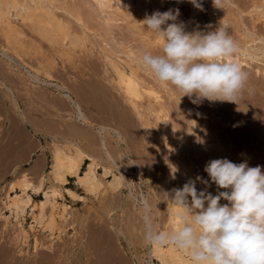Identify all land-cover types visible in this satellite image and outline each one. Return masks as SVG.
<instances>
[{
    "label": "rangeland",
    "instance_id": "obj_1",
    "mask_svg": "<svg viewBox=\"0 0 264 264\" xmlns=\"http://www.w3.org/2000/svg\"><path fill=\"white\" fill-rule=\"evenodd\" d=\"M67 2L70 3V5H72V4L78 5L80 10L83 9L81 11L83 14H85L86 11H88L89 9L94 10V12H92L94 14L93 20H95V19L96 20L95 21L92 20L93 22H90V29H86L87 32H89V33H87V35L88 36L90 35L89 40H87V42H86L87 43L86 47H77L75 51L71 50L72 57L70 60H68L67 58H68L69 54L68 55L64 54L62 56H59V54H57L56 49L59 48L58 45H51L48 41H44V40H43V42H39L38 39L33 35L32 41L30 44V49H29L30 55L28 56V60H29L28 62L33 63V64H31L32 67L28 66L27 68L33 73V72H35L34 67L38 66L40 61H43V62L45 61L44 62L45 66L48 68V70L51 74L53 73L52 74L53 76L50 78V80L54 83H59L61 85H64L66 88L70 87L74 96L78 97L81 101H83L82 102L83 103L82 108L89 115L90 123L84 124V123L79 122V120H77L75 118H72V117L70 118V116L68 115L69 114L68 109L70 107L66 106L67 104L64 106L68 107V108H66V109H65V107L63 108L66 111L65 112L62 108L57 109L56 107L51 106V104L48 102V100H49L48 98H51L53 100L57 99L56 101H59L60 98L67 99L64 96V94L66 92H68L67 90H65L64 93H62L56 86H47L43 83L37 84V82L35 83V82H32L31 80H27V81H25L26 83H24L23 85H21L22 83H20V85L18 84L19 87L21 86L19 88L20 93H18L17 90H15L13 87H10V85L5 84V87H9L11 90H13L14 97H16V100L18 101V107L13 108V106L10 103L11 101L8 100L9 102H7V104H5V105L2 102V100H3L2 91L4 90V85H2L3 86L2 87L0 84V91H1L0 92V99H1L0 100V104H1L0 108H2L1 107L2 104L5 107V108H2L3 112L5 114L2 115L1 114L2 112H0V121H1L0 122V131H1V133H0V144H1L0 145V197L2 195H4L3 190H2V186H4L6 181L11 179L15 175H19L20 173H23L24 171L30 172L29 174L31 175V177L35 174L32 177V179L35 181L40 177L41 174H43V173L46 174L49 172L50 164H51L50 161H51V147H52V143H51L52 138H51L50 132L54 131V132H56V134H60V136L58 135L59 141L63 142L64 139L66 138V136H68V137L70 136L68 133L69 132L68 126L70 123H72V124H70L71 126L76 127V131H77L78 135H80V137H77V141L79 142V145H81L85 151L89 150L88 151L89 153H91L93 155L97 154L96 156H98L99 153H101V156L100 155L98 156L100 158L99 162L101 163V165H104L107 163L106 165L108 166L111 164V161L108 158L107 153L105 152L108 149L107 151H109L110 154H112V157L114 159L115 164L116 165L119 164L120 166H122L124 168V170L126 169L125 173H124L125 177L123 175L124 185H122L118 189H112V188L108 187L109 186L108 182L111 181V179L113 178V175L109 174V175L104 176L102 174V171H103L102 166H100L98 169V172H99L98 176H99L100 181L102 182V185L98 189L97 193L90 194L87 191L84 192L85 190L82 188H79L74 183L73 178H70V182L66 184V187L74 189L80 196H82V199L80 197L79 198L78 197L72 198L68 194H65V196H61V198L60 197L57 198V201H58L57 205L58 206L56 209L58 211V214H57L56 223H57V225L60 224L59 226L62 225V227H59V226L57 227V225H56L55 226L56 228L54 230L55 231L58 230L57 232H58V234L60 233V235L58 236L57 232L54 231V235H50L47 237L46 236L47 232L43 234L37 229L36 234L28 233V237L26 238L25 241H24V239L23 240L21 239V230L19 227L20 224L17 223L16 219L13 217V215L10 214V212H8V210L1 207L2 203L0 202L1 203L0 204V210L2 212V214H1L2 216H0V264H36V263L37 264H41V263L42 264H53L54 262H55V264H57V263L58 264L59 263L60 264H66V261H67V264H71L72 261H73V264H103V262H104V264H106V262L108 261L107 259H109V258L112 259V257L114 258V256L116 254H117L116 256H118L120 254L119 256L124 261L123 262L124 264H127L130 261H132L130 263H133V264L134 263L135 264H137V263L138 264H158V261L156 259L150 257V254H149V246L150 245L146 242L144 237H146V234L149 232V230H151L149 228V225L151 226V228L154 227L155 232H160L161 230H159V229L163 228V230H164L165 227L168 226V214H169V209H170L169 206H170V204H172V202L167 200L165 193L170 192L175 187V185L177 183V178H176V175L174 173L175 172L174 171L175 166H176V169L181 171V169L178 167V164L180 162H182V163L185 162L184 163L185 171L189 174L188 175L189 178L188 177L184 178L185 176L181 177L182 179L185 180L184 181L185 183L189 179H195L197 176L203 177L205 180H208L207 173L204 172V167L207 164V162L209 160H211L212 157L210 155L215 152V151H212V150H209L206 148L208 146V143L204 144V143H206L204 141L209 140L207 137L208 129L211 130V128H212V129L217 130L218 136L222 140V149H221L222 151L220 150L219 152H217V154L221 158H227L234 163L247 162L248 165L251 167H255L257 165H260V166H262V169H264V55H263L264 52H262V50H258L256 53V50L254 51V48L252 47L249 49V51L250 52L252 51L251 53L255 54L256 57H255V55H253L251 53L249 54L248 51L247 52L244 51V52H246L244 54L243 50L241 51V47H240L241 41H239V44H238L239 45V51H238L239 53L235 55L234 59L239 61V63L241 62L242 64L241 63L240 64L242 65V67L248 72V74H249L248 88L250 89V91H245V93L239 98L237 103L219 102V101H217V102L204 101L203 103H200V104H193L190 102L188 97H183L180 100V93L178 91H176L171 86L161 85L149 71H147L146 69H144L141 66L140 59H139V54L141 52L140 51V45H139L140 40H138L139 42L134 41L135 39H138L137 35L130 34L127 29H121L120 30V28H118L116 26H113L114 30H111L110 32L107 31V27H109V26H107L106 23H104L105 20L102 19L103 18V12L95 11V8H94L95 4L92 3L91 0H87V2H86V0H82V1L81 0H67ZM258 2H259V4L255 5V3H258ZM92 4H93V6H92ZM200 4H201V8H199L197 10L194 17L195 18L200 17L201 24H202L203 28H205L208 25H211L214 28V27L219 26L220 22H222V23H225L226 25H228L230 27L229 28L230 34L233 37V39H235L236 42L238 41V39L240 37L243 40V39H248V38L250 39L252 36H254V38H257L254 42H256V43L264 42L262 40L259 41V39H261L260 37H262L264 39V18H261L262 19L261 20V19H256V18L254 19L252 17V14L253 15L257 14L258 11H261V10L264 11V0H222V9L215 7L213 4V0H200ZM259 5H260V7H258ZM177 8L180 11V15H183L185 13L189 14L191 11L190 3L188 2V0L178 4L176 9ZM257 9H259V10H257ZM247 11H249V12H247ZM198 12H199V14H198ZM58 13H61V15L68 18L71 21L72 27L75 30H78L80 32V30H79V29H81L80 24L77 23V21L75 19H73L72 17H69L62 10H58ZM99 14H101V15H99ZM232 14H236V15L234 16ZM106 15H108V14H106V12H105L104 16H106ZM96 16L98 18H100L101 20H99ZM212 19H214V21ZM240 19H241V22H240ZM73 21H75V22L73 23ZM119 22H121V21H119ZM232 23H233V25H232ZM93 24H95V25H93ZM244 27H246V28H244ZM237 30H238V32H236ZM247 30H249V31H247ZM239 31H241L242 34H240ZM249 32L251 33V35L252 34H254V35H252L250 37ZM120 33H122V34H120ZM237 33H239V35ZM256 34L257 35L259 34V36H257ZM243 35L244 36L247 35V37L243 38L244 37ZM120 36L121 37L127 36V38H126L127 41L125 40L127 42V44L125 46L121 45V44L120 45L117 44L116 38L120 37ZM254 42L252 44H254ZM42 43H43V45H42ZM132 43L133 44L135 43V44L133 45ZM249 44H251V43H249ZM130 45L131 46L136 45V47H135L136 49L133 46L131 47ZM102 46L114 49L113 52H115V53L117 51H119L118 52L119 54L116 53V55L118 57H116V55L113 52H109V55H108V52L104 53L105 51L103 50ZM122 46H124V47H122ZM143 46H144L143 50H148V51H151L153 53L159 52V49H160V46L159 47H152V48H148L144 44H143ZM127 47L129 50L127 49ZM129 47L132 49H130ZM123 49H124V51H123ZM100 50H102L103 52L102 51L100 52ZM240 51L242 53H240ZM110 53H111V55H110ZM129 53H132V54H129ZM259 54H260V57H259ZM52 56L56 57V63L51 66L49 61H50V58ZM65 56H67V57H65ZM102 58H103V60H102ZM105 58H107V59H105ZM108 58H110V59L112 58V60L116 61L121 67H126L128 69V71H130L131 69H134L136 71L137 75L141 78L142 84L144 85V87H146L148 89L152 88L155 91H157L159 95H161V98H160L161 102H160V99H158V100L155 99L154 96L152 94H150L148 91L143 93V96L139 100L143 103L145 101L144 105H143V103L140 104V101L138 102L139 111L140 110L142 111L141 115H143L146 112L142 116L143 119L140 117L141 116L140 113H138L135 109L132 111V109H133L132 105L129 103L128 100H126L125 95L123 94L122 91H120V89L115 84V82L112 81L113 78L115 79L117 77V75H116L113 67L110 66L111 65L109 63L110 59H108ZM104 64L106 66H104ZM107 65H109V66L107 67ZM21 70L23 71V73H25V69L23 70V68H22ZM109 73H111V75H109ZM41 77H43V76H41ZM43 79H44V77H43ZM111 82L114 83V85ZM41 85H43V89H42ZM24 86H26V87H24ZM29 86H31V88ZM44 87H45V89H44ZM27 88H29L28 92H26ZM33 90H35V91H33ZM42 90L43 91L45 90L44 93ZM46 90H49V91H46ZM39 91H40V94L42 91L43 95H40L38 93ZM95 92H97V93H95ZM99 94H101V95H99ZM103 94H104V97H103ZM106 94H108L109 96ZM20 95H22V96H20ZM39 95L42 97H40ZM18 96H20L21 98L19 99ZM100 96L102 97V100L106 104H104L102 102V100H100V98H101ZM43 97L46 100L45 99L43 100ZM95 97H98V98L100 97V98L98 100H95L96 99ZM93 98H95L94 99L95 101H93ZM117 98H118V100H117ZM35 99H37L39 101H37ZM62 99L60 101H62ZM107 99H109V100H107ZM32 101L36 102V103H33ZM97 101H99L100 103ZM117 101L120 104H118ZM158 101L160 102V104ZM183 101H185V102H183ZM65 102H68V100L67 101L65 100ZM154 102H155V105H153ZM162 102H164V103H162ZM40 104H42V105H40ZM101 104H103V105H101ZM8 105H10L11 107H9ZM47 105L50 107H48ZM98 106H100V108ZM102 106H105L106 108H104ZM107 106L109 107V109ZM143 106L144 107L146 106V107L143 108ZM152 106H153V108H151ZM37 107L41 110H39V109L37 110ZM46 108H49L50 110L52 108L53 111L51 112L49 109H48L49 110L48 111ZM110 108H111V112H110ZM114 108L118 111L116 112V110H114ZM2 109H0V110L2 111ZM42 109H43V111H45L44 113H47V114L43 115V113H41V112H43ZM70 109H72V108H70ZM97 109H99V110H97ZM100 109H101V111H103V114L101 113ZM96 110L98 113L100 112L99 119L104 118L103 117L104 115L110 116L113 114V116H111V117L108 116L111 119H107L105 121V118H108V117H105L104 118L105 122L102 121L105 124L108 123L107 126H109V128L111 126L110 129L108 128L106 135H105V139H106V142H105L106 147L105 148L106 149L104 148V146L102 147V145L100 144L101 137H100V133L98 130V123H100V121H98L99 119L96 118L97 115L99 116V114L96 112ZM104 110L105 111L108 110L109 114H107V112H105ZM112 110L114 113H116V114L118 113L117 115H119V118L121 116H122V118H124L123 117V116H125L124 112L126 111L127 117L124 118V120H123L124 122L122 121L123 124L125 123L124 126L122 125L123 127L120 126L121 121H119L120 119L122 120V118L116 119L118 116L115 117V114L112 112ZM188 110H190V111H188ZM160 111H161V113L162 112L169 113L173 127L175 124V127L173 128V131H172L173 132V141L172 142L167 141L165 139L164 134H163V129L161 128L160 120L158 119V114ZM121 112H122V114H121ZM7 113L8 114L10 113L9 115H11V114L12 115L9 116ZM58 113H60V114H58ZM136 113L138 114V116L140 118L138 116H136ZM51 114L53 116H51ZM4 115H5V117H4ZM24 115H26V116H24ZM145 115L148 117V119L145 117ZM6 116L8 117V119H5V118H7ZM35 116H38V117H35ZM39 116L41 118H39ZM42 116H45V117H42ZM60 116H62L63 118H59ZM90 116L93 118V120ZM14 117H15V119H18L19 122H17V120H16V121H13L11 123V120H15V119H13ZM112 117H114V120L112 119ZM46 118H48L49 121H50V119L52 121L49 122L48 119H46ZM38 119H41V120H38ZM42 119L47 120L46 124H43L45 122ZM24 120H27V121L24 122ZM73 120H75V121H73ZM108 120H111V122L109 121L110 124H109V122H107ZM192 120L194 121V124H195V131H194L195 133H193V134L190 130ZM35 121L36 122L39 121V123L37 122V124H36ZM181 121H183V122H181ZM14 122H17V124ZM143 122H145L146 125H144ZM53 124L55 125L54 127L52 126ZM89 124H90V126H89ZM1 125H3V126H1ZM11 125L14 127H10ZM34 125H36V128L34 127ZM46 125H49V126L47 127ZM76 125L80 128H78ZM6 126H7V128H6ZM38 126L40 128L42 127L41 129H43V128L49 129L50 131L44 132L45 130L44 131L42 130V131L36 132L35 129H37ZM19 127H22V128H19ZM124 127H126V128H124ZM113 128L122 129L121 130V131H123L122 133L123 134L125 133V135H123V137L126 136V137H124L123 141H119L115 137V134H113L114 133ZM12 129H14L15 132H14V130H13V132H11L10 130H12ZM199 130H200V132H199ZM17 131H19V132H17ZM20 131L22 133L24 132L25 134H27V137H29V138H27L28 140H26V144L27 145L30 144L29 147L27 145L25 147V145L22 144L23 140L26 139L25 138L26 135L24 137L23 136L24 133L22 134ZM85 131H87V133H89V134L87 135V133ZM176 131H177V133H176ZM63 132H65V134ZM81 133H83V134H81ZM9 134H10V136H9ZM14 134L18 135L17 137H19V138H16L13 140L11 138V136H14ZM199 134H200L201 139L203 138V140H204L203 141L204 143H202L201 148L195 146V140L197 137H199ZM176 135H178V136H176ZM7 136H9L8 137L9 142L7 141L8 143H7V145H5ZM192 136H193V138H192ZM202 136H204V137H202ZM20 137L21 138L24 137V139L21 140ZM62 137H64V138H62ZM99 137H100V139H98ZM110 137H113V138H110ZM89 139H90V141H88ZM1 140H3V141H1ZM12 140H13V142H12ZM16 140L20 146L19 145L17 146V143L15 146L14 142H16ZM18 140L21 142H18ZM92 141L94 143H92ZM174 141L175 142L178 141V142L173 143ZM1 142H3V143H1ZM120 142H121V144H120ZM9 143H11L12 146ZM39 143L42 144L43 146L41 147ZM3 144H4V146H3ZM9 145L11 147H9ZM176 145H178L177 148H176ZM13 146H15L16 148ZM30 146H32V147H30ZM192 147H194V148H192ZM85 148H87V149H85ZM101 149H103V151ZM198 150H199V152H198ZM202 150H203V152H202ZM7 151L9 153H7ZM95 151H97V152H95ZM10 152H11V154H10ZM92 152H94V153H92ZM124 152H125V154H124ZM104 153H106V154H104ZM118 153H120V154H118ZM122 155H123V157H122ZM116 157H118L122 163L119 161V159H116ZM120 157H122V158H120ZM201 158H203L204 161ZM213 159H216V158H213ZM169 160H170V162H169ZM43 162H44V164H43ZM119 165H117V166H119ZM85 166L86 165L84 164V167ZM191 166H193V167H191ZM36 167L41 168L40 169L41 172L39 171L41 174L38 172ZM191 168H193V169H191ZM34 169H36L37 170L36 172H38V173L33 174ZM129 169H130V171H129ZM116 170H115L116 173L118 175H121L119 173V170L117 169V167H116ZM190 171H192V173ZM126 173H128V174H126ZM102 176H104V177H102ZM47 177H48V175H47ZM213 185L214 184H211V186L208 187V186H206L200 182H197L196 186H197L198 190H203L207 187V191L211 192L213 195H216L217 189H215V187ZM201 187H203V189ZM143 197H145L147 199L148 203H150L149 207L151 205V207L148 209V212L150 211L149 216L151 217V214L153 213V216L151 217V221H149V224L146 223L145 218L143 217L144 212L140 211V210H143V206H144ZM42 198H43V194H41V193H39L37 195L34 194L35 200H37V199L40 200ZM141 201H142V203H141ZM221 203L223 204V203H227V202L222 200ZM137 204L140 206L138 207ZM63 205L65 206V208H63L64 207ZM132 205H134V206H132ZM59 208L61 209V211ZM138 208H142V209H138ZM51 209H52V207L50 206V204L47 205L46 211L49 212V211H51ZM66 209H67V211H65ZM68 211H70V212H68ZM60 212L62 213L63 216L61 215ZM66 212H68V214H69L68 216H66L67 215ZM59 214L61 216H59ZM73 216H75V217H73ZM79 217H81V218H79ZM60 218H62V219H60ZM106 218L108 219V221ZM65 220H67V221L65 222ZM31 221H32V219L30 218L29 215H27L25 220H24V224H25V227L27 229L29 228L27 226H29L31 224ZM59 221H60V223H58ZM89 221H91V222L89 223ZM155 224H156V226H155ZM112 225H113V227H112ZM114 225L117 226L118 228L115 227ZM119 225H120V227H119ZM143 226L146 228V230ZM148 228H149V230H148ZM60 229H62V230H60ZM130 229H133V230H130ZM96 230H97V232H96ZM103 230H105V231H103ZM107 230H108V232H107ZM110 230H111V232H110ZM15 231H17V232H15ZM60 231H62V233ZM134 231H136V232H134ZM139 231H140V233H139ZM103 232H105V233L107 232L108 235L107 234L105 235V233H103ZM121 232H124V233H121ZM100 233H103L105 236L103 234H100ZM138 233H139V235H138ZM140 235H142L143 240L141 239L142 237ZM135 236H137V237L135 238ZM43 237H44V239H42ZM46 237H47V239H46ZM48 238H50L49 239L50 241L53 239V241H52L53 243L50 242L51 245H49ZM108 238L113 239V240L109 239V241H111V242H108ZM137 238L140 239L142 242L140 240H138ZM104 239L106 240L104 242L105 244L103 243ZM131 239L132 240L136 239V240L130 244V241H132ZM35 240H36V242L34 243ZM81 240H82V242H81ZM138 241L140 244L138 243ZM114 242H116V246H115V244H113ZM21 243H22V245H20ZM134 243H136V244L134 245ZM108 244H110V247H112V249L109 247ZM127 245H128V247H127ZM45 246H46V248H45ZM78 246H80V247H78ZM102 246H107L108 248L105 247V249L103 250L104 247H102ZM48 247L51 250L50 249L48 250ZM52 247H53V250H52ZM113 249H114V252L112 253ZM116 249H117V251H116ZM134 249L136 251H134ZM119 250H120V252H118ZM61 251L62 252L64 251V253L65 254L67 253V255H65L64 253L62 254ZM109 252H111V253H109ZM137 252L139 253L138 255L140 257L139 256L136 257L137 255L135 256V254H137ZM103 253H108V254L107 255L106 254L101 255ZM133 253H134V255H133ZM56 255H58V257L60 255V257L58 258L59 260H61V256H62V258H63L61 260L62 262H59ZM53 256L54 257L56 256V258H54ZM89 256H91V257H89ZM40 257L42 259L44 258L43 262H42V260L40 261ZM125 258H128V260ZM51 259H53L54 261L52 262ZM111 259H109L107 264H111L110 263ZM137 259H138V261H140V263L137 261ZM105 260H106V262H105ZM100 262H102V263H100Z\"/></svg>",
    "mask_w": 264,
    "mask_h": 264
},
{
    "label": "bare ground",
    "instance_id": "obj_2",
    "mask_svg": "<svg viewBox=\"0 0 264 264\" xmlns=\"http://www.w3.org/2000/svg\"><path fill=\"white\" fill-rule=\"evenodd\" d=\"M82 1V0H81ZM92 3L95 4V11L97 12H103V18L105 21L104 23H106L107 26V31H111V30H114L113 29V26H116L118 28L121 29H127L128 32L130 34H133V35H137L138 39H135L134 41H138L140 40V51H142L144 49V46L143 44L148 47V48H152V47H159L162 45V40H160V38L152 33L150 30H148L146 27H144L140 21H142L145 17L146 14H151L152 12L156 11V10H159L161 12L163 11H167L169 8H172V9H176L177 5L186 1V0H91ZM75 2V1H74ZM87 2V0H86ZM263 2V1H262ZM256 4H259L258 3H255ZM80 5V4H79ZM182 5V4H181ZM93 6V4H92ZM180 6V5H179ZM188 6V5H187ZM91 7V6H90ZM190 7H191V11L189 14L185 13L183 15H180L179 16V20L180 21H183L186 23V26H187V30L188 31H192L194 29H204L202 24H201V19L200 17H197L195 18V14L197 12V10L199 8L197 7H194L191 3H190ZM257 7V6H256ZM260 7V5L258 6ZM82 8V7H81ZM58 10H62L64 11L69 17H72L73 19H75L77 21V23L80 24V32L78 30H75L72 25H71V21L66 18L65 16L61 15V13H58ZM83 10V9H82ZM78 7V5H70V3L67 2V0H0V84L1 86L4 85V90L2 91V94H3V100L2 102L5 104H7V102L11 101V105L14 107H18V101L16 100V97H14V94H13V90H11L9 87H5V84H8L10 85V87H13L15 90H17L18 93L19 92V87L18 84L20 85V83H22L21 85H23L24 83H26L25 81L27 80H31L32 82H37L38 83H43L47 86H56L62 93H64L65 90H67L68 92H66L64 94V96L67 98V99H62L60 98V100L62 99V101H56L57 99L53 100L51 98H47L49 99L48 102L51 104V106L53 107H56L57 109L58 108H64L66 106L72 108V109H68V115L70 116V118H75L77 120H79V122L81 123H84V124H88L90 123V118H89V115L87 114V112H85L83 110V101H81L78 97L74 96L73 92L71 91L70 87L69 88H66L64 85H61L59 83H54L50 80V78L53 76L48 68L45 66L44 62L43 61H40L38 66L34 67V71L35 72H31L27 67L28 66H31V64L33 63H29L28 61V56L30 55V44H31V41H32V36L34 35L39 42H43L44 41H48L51 45H58L59 48L56 49V52L57 54H59V56H62L64 54H69L68 55V60L71 59L72 57V54H71V50L75 51L77 47H86V42L87 40H89V36L87 35V30L86 29H90V22H93L95 20H93L94 18V14L92 12H94V10L92 9H89L88 11H86L85 14H83ZM259 10V9H257ZM254 11V10H253ZM105 12L106 16L105 15ZM224 12V11H223ZM243 12V11H242ZM249 12V11H247ZM252 12V11H251ZM250 12V13H251ZM256 12V11H255ZM225 13V12H224ZM234 13V12H233ZM102 14V13H101ZM99 14V15H101ZM199 14V12H198ZM214 15V14H213ZM232 15H236V14H232ZM225 16V15H224ZM239 16V15H238ZM97 17V16H96ZM231 17V16H230ZM252 17L255 19H261V18H264V11L261 10V11H258L257 14H252ZM98 18V17H97ZM237 18V17H236ZM99 20H101L100 18H98ZM219 19V18H218ZM238 19V18H237ZM93 20V21H92ZM214 21V19H212ZM224 20V19H223ZM226 20V19H225ZM262 20V19H261ZM121 21V22H119ZM216 21V20H215ZM254 21V20H253ZM75 21H73L74 23ZM203 22V21H202ZM227 22V21H226ZM239 22V21H238ZM240 22H241V19H240ZM255 22V21H254ZM225 24V23H223ZM244 24V23H243ZM95 25V24H93ZM102 25V24H101ZM104 25V24H103ZM105 25V26H106ZM233 25V23H232ZM98 27V26H97ZM230 28V27H229ZM246 28V27H244ZM90 31V30H89ZM249 31V30H247ZM238 32V30L236 31ZM240 34L241 31H239ZM243 32V31H242ZM250 33V32H249ZM108 34V33H107ZM122 34V33H120ZM239 35V33H237ZM126 35V34H125ZM248 35V34H247ZM247 35H243L245 37H247ZM254 35V34H252ZM251 33H250V37L252 36ZM257 35V34H256ZM95 36V35H94ZM234 36V35H233ZM259 36V34L257 35ZM263 36V35H262ZM133 37V36H132ZM115 38V37H114ZM127 36H123V37H117L116 38V42L117 44H121V45H126L127 44V40H126ZM262 41H264V39L262 37H260ZM95 39V38H94ZM130 39V38H129ZM241 37L238 39L237 43L239 44V41L240 44H241V51L243 50L244 51H248V53L250 54L251 52L249 51L250 48H254V51L256 50V53L258 50H262V52H264V42L262 43H256L254 42L257 38H254V36H252L250 39H241ZM96 40V39H95ZM126 40V41H125ZM235 40V39H234ZM237 40V39H236ZM130 41V40H129ZM128 41V42H129ZM258 41V40H257ZM105 42V41H104ZM139 42V41H138ZM254 42V44H252ZM130 43V42H129ZM251 43V44H249ZM256 43V44H255ZM104 44V43H103ZM133 44V43H132ZM135 44V43H134ZM133 44V45H134ZM43 45V43H42ZM96 45V44H95ZM129 45V44H128ZM132 45V46H133ZM105 46V45H104ZM108 46V45H107ZM122 46V47H124ZM131 46V45H130ZM131 46V47H132ZM98 47V46H97ZM103 47V46H102ZM119 47V46H118ZM134 48L136 47L133 46ZM100 48V47H99ZM121 48V47H120ZM130 48V47H129ZM40 49V48H39ZM117 49V48H116ZM119 49V48H118ZM128 49V47H127ZM132 49V48H130ZM136 49V48H135ZM142 49V50H141ZM157 49V48H156ZM103 50L105 51L104 53H107L108 52V55H109V52H113L114 49H111V48H107V47H103ZM129 50V49H128ZM134 50V49H133ZM102 50H100L101 52ZM124 51V49H123ZM240 51V53H242ZM103 52V51H102ZM119 51H117L116 53H118ZM137 52V51H136ZM244 52V54L246 53ZM44 53V52H43ZM115 55L116 53L113 52ZM239 53V52H238ZM255 53V52H254ZM126 54V53H125ZM129 54H132V53H129ZM253 54V53H251ZM263 54V53H262ZM107 55V56H108ZM111 55V53H110ZM136 55V54H135ZM242 55V54H241ZM255 55V54H253ZM264 55V54H263ZM101 56V55H100ZM121 56V55H120ZM239 56V55H238ZM248 56V55H247ZM67 57V56H65ZM111 57V56H110ZM116 57H118L116 55ZM249 57V56H248ZM254 57V56H253ZM256 57V55H255ZM259 57H260V54H259ZM235 58V57H234ZM252 58V57H251ZM58 59V58H57ZM107 59V58H105ZM104 59V60H105ZM110 59V58H108ZM114 59V58H113ZM120 59V58H119ZM17 60V61H16ZM103 60V58H102ZM129 60V59H128ZM72 61V60H71ZM106 61V60H105ZM110 61V62H109ZM108 62L111 64L110 66L113 67V69L115 70V73L117 75V77L114 79L113 78V82H115V84L118 86V88L120 89V91L123 92V94L125 95V98L126 100L129 101V103L132 105V111L135 109L138 113H142V111L140 112L139 111V104L138 102L140 101L139 99H141V97L143 96V93L148 91L150 94H152L154 96L155 99H160L161 98V95L158 94L157 91H155L154 89L150 88H146L144 87V85L142 84V80L141 78L137 75L136 71L134 69H131L130 71H128V69L126 67H121L116 61L112 60V58L109 60ZM118 61V60H117ZM239 62V61H238ZM244 62V61H243ZM35 63V62H34ZM50 65H54L56 63V57L55 56H52L50 58V61H49ZM128 63V62H127ZM241 63V62H240ZM130 64V63H129ZM242 64V63H241ZM104 66H106L104 64ZM109 65H107L108 67ZM106 67V68H107ZM23 68V70L25 69V73H23V71L21 70ZM108 69V68H107ZM106 71V70H105ZM113 71V70H112ZM138 71V70H137ZM54 72V71H53ZM56 73V72H55ZM114 73V72H113ZM109 75H111V73H109ZM115 75V74H114ZM43 76V77H41ZM55 76V75H54ZM111 77V76H110ZM108 81V80H107ZM112 83V82H111ZM33 84V83H32ZM114 85V83H112ZM157 84V83H156ZM28 85V84H27ZM34 85V84H33ZM42 86V89H43V85ZM40 86V87H41ZM3 87V86H2ZM1 87V88H2ZM23 87V86H22ZM26 87V86H24ZM31 88V86H29ZM37 87V86H36ZM35 87V88H36ZM39 87V88H40ZM114 87V86H113ZM24 89V88H23ZM45 89V87H44ZM55 89V88H54ZM39 90V89H38ZM29 91V88L26 89V92ZM35 91V90H33ZM43 91V90H42ZM42 91H41V94H40V91L38 92L40 95H43L42 94ZM45 91V90H44ZM43 91V93H44ZM46 91H49V90H46ZM112 91V90H111ZM119 91V90H118ZM1 92V91H0ZM121 92V93H122ZM23 93V92H22ZM30 93V92H29ZM37 93V94H38ZM97 93V92H95ZM104 93V92H103ZM1 94V95H2ZM48 94V93H47ZM102 94V93H101ZM99 94V95H101ZM109 94V93H108ZM106 94V95H108ZM147 94V93H146ZM26 95V94H25ZM39 95V96H40ZM87 95V94H86ZM112 95V94H111ZM110 95V96H111ZM22 96V95H20ZM20 96L19 99L21 98ZM60 96V95H59ZM92 96V95H91ZM109 96V95H108ZM116 96V95H115ZM123 96V95H122ZM145 96V95H144ZM147 96V95H146ZM42 97V96H40ZM101 97V96H100ZM99 97V98H100ZM103 97H104V94H103ZM54 98V97H53ZM58 98V97H57ZM96 98V99H95ZM93 98V101L95 100H98L99 98L98 97H95ZM110 98V97H109ZM112 98V97H111ZM116 98V97H115ZM153 98V99H154ZM45 98L43 97V100ZM95 99V100H94ZM105 99V98H104ZM178 99V98H177ZM1 100V99H0ZM9 100V101H8ZM37 100V99H35ZM46 100V99H45ZM65 100L68 102H65ZM100 100H102V97L100 98ZM99 100V101H100ZM109 100V99H107ZM118 100V98H117ZM125 100V101H126ZM39 101V100H37ZM97 101V102H99ZM1 102V103H2ZM33 102V101H32ZM64 102V103H63ZM101 102V101H100ZM99 102V103H100ZM102 102L104 104H106L103 100ZM120 102V101H119ZM153 102V101H152ZM151 102V103H152ZM159 102V101H158ZM160 102H161V99H160ZM159 102V104H160ZM185 102V101H183ZM9 103V104H10ZM33 103H36V102H33ZM44 103V102H43ZM96 103V102H95ZM118 103V101H117ZM143 103L140 101V104ZM145 103V101H144ZM143 103V105H144ZM164 103V102H162ZM161 103V104H162ZM27 104V103H26ZM25 104V105H26ZM98 104V103H97ZM120 104V103H118ZM117 104V105H118ZM129 104V105H130ZM184 104V103H183ZM1 105V104H0ZM37 105V104H36ZM42 105V104H40ZM103 105V104H101ZM146 105V104H145ZM155 105V102L154 104ZM164 105V104H163ZM186 105V104H185ZM9 107H11L10 105H8ZM44 106V105H43ZM46 106V105H45ZM48 106V105H47ZM119 106V105H118ZM147 106V105H146ZM145 106V107H146ZM184 106V105H183ZM2 108H5L2 104L1 106ZM42 107V106H41ZM50 107V106H48ZM68 107H65L68 108ZM100 108V106H98ZM104 108H106L105 106H102ZM101 107V108H102ZM108 107V106H107ZM117 107V106H116ZM143 106V108H145ZM181 107V106H180ZM0 108V109H2ZM7 108V107H6ZM103 108V109H104ZM153 108V106L151 107ZM190 108V107H189ZM39 108L37 107V110ZM44 109V108H43ZM42 109V111H43ZM47 110L49 108H46ZM102 109V110H103ZM109 109V107H108ZM124 109V108H123ZM186 109V108H185ZM7 110V109H6ZM41 110V109H39ZM50 110V109H49ZM48 110V111H49ZM64 110V109H63ZM99 110V109H97ZM96 110V112H97ZM114 110H116L114 108ZM120 110V109H119ZM146 110V109H145ZM5 111V110H4ZM8 111V110H7ZM51 112L53 111L52 108L50 110ZM65 111V110H64ZM101 111V109H100ZM105 111V110H104ZM118 110H116L117 112ZM121 111V110H120ZM125 111V110H124ZM135 111V112H136ZM190 111V110H188ZM0 112H2L1 114H5L3 112V109L2 111L0 110ZM9 112V111H8ZM27 112V111H26ZM38 112V111H37ZM45 111L41 112L43 113V115L47 114V113H44ZM56 112V111H55ZM66 112V111H65ZM107 112V114H109L108 110L105 111ZM110 112H111V108H110ZM113 112V110H112ZM129 112V111H128ZM145 112V111H144ZM143 112V113H144ZM40 113V112H39ZM98 113V112H97ZM101 113L103 114V111H101ZM114 113V112H113ZM125 113V116H123L124 118H126V111L124 112ZM146 113V112H145ZM144 113V114H145ZM153 113V112H152ZM174 113V112H173ZM8 114V113H7ZM6 114V115H7ZM10 114V113H9ZM8 114V115H9ZM28 114V113H27ZM60 114V113H58ZM57 114V115H58ZM64 114V113H63ZM99 116L97 115L96 118L99 119L100 117V112L98 113ZM101 114V115H102ZM112 114V113H111ZM115 114V117L118 116L116 119H120L122 118V116L119 118V115H117L116 113ZM122 114V112H121ZM143 114V115H144ZM1 115V116H2ZM12 115V114H11ZM9 115V116H11ZM31 115V114H30ZM49 115V114H48ZM55 115V114H54ZM124 115V114H123ZM141 115L140 117L142 118ZM26 116V115H24ZM51 116H53L51 114ZM109 116V115H108ZM108 116H103L104 118L105 117H108ZM113 116L110 115L109 117ZM135 116V115H134ZM136 116H138V114L136 113ZM5 117V115H4ZM7 117V116H6ZM13 117V116H12ZM35 117H38V116H35ZM42 117H45V116H42ZM47 117V116H46ZM56 117V116H55ZM58 117V116H57ZM91 117V116H90ZM105 118V121L107 119H111V118ZM139 117V116H138ZM137 117V118H138ZM139 117V118H140ZM145 117L148 119V117L145 115ZM182 117V116H181ZM180 117V118H181ZM39 118H41L39 116ZM59 118H63L62 116H60ZM92 118V117H91ZM104 118H100L98 121H100V123H98V130H99V133H100V137H101V141H100V144L102 145V147L104 146V148L106 147V139H105V135H106V132L109 128V126H107V124L103 123L102 121H104ZM124 118H122V120L120 119L119 121H121L120 123V126H124L125 123L123 124V120ZM145 118V119H146ZM184 118V117H183ZM212 118V117H211ZM5 119H8L5 118ZM15 119V117L13 118ZM48 119V118H46ZM112 119L114 120V117H112ZM143 119V118H142ZM158 119L160 120V124H161V128L163 129V134L165 136V139L169 142H172L173 141V128L175 127V124H174V127L172 125V122H171V119H170V115L169 113L167 112H162L161 111L159 112L158 114ZM193 119V118H192ZM19 122L18 119H15V120H11V123L13 121H16ZM21 120V119H20ZM38 120H41V119H38ZM43 120V119H42ZM93 120V118H92ZM95 120V119H94ZM97 120V119H96ZM112 120V121H113ZM139 120V119H138ZM203 120V119H202ZM5 121V120H4ZM27 120H24V122H26ZM45 123L43 124H46L47 120H43ZM49 121V119H48ZM52 120L50 119L49 122H51ZM54 121V120H53ZM62 121V120H61ZM69 121V120H68ZM75 121V120H73ZM104 121V122H105ZM111 122V120H108L107 122ZM123 121V122H122ZM147 121V120H146ZM1 122V121H0ZM6 122V121H5ZM17 122H14L17 124ZM34 122V121H33ZM39 123V121H37ZM37 122L35 121V123L37 124ZM55 122V121H54ZM59 122V121H58ZM109 122V124H110ZM115 122V121H114ZM183 122V121H181ZM252 122V121H251ZM30 123V122H29ZM75 123V122H74ZM113 123V122H112ZM144 125H146L145 122H143ZM142 123V124H143ZM34 124V123H33ZM63 124V123H62ZM72 124V123H70ZM69 124L68 126V129H69V137L66 136V138L64 139L63 142H60L59 141V136L60 134H56V132L54 131H51L50 134H51V143H52V147H51V164H50V170L48 173H43L41 174V168L40 167H36L38 172L41 174L40 177L37 179V180H33L32 177L35 175L34 173H38L36 172L37 170L34 169L33 171V176L31 177V175L29 174L30 172H26L24 171L23 173H20L19 175H15L14 177H12L11 179H9L8 181H6L5 185L2 186V190H3V194L1 197H0V202L2 203L1 207L8 210V212H10L11 215H13V217L16 219L17 223L20 224V230H21V239L24 241L26 240V238L28 237V233H32V234H36L37 233V229L41 232V233H46L47 232V237L50 236V235H54V229L56 228L55 226L57 225L56 223V220H57V214H58V211H57V198L61 196H65V194H68L70 197L72 198H81L82 199V196H80L74 189L72 188H68L66 187V184L70 182V178H73V181L74 183L79 187V188H82L84 189L85 191L84 192H89L90 194L92 193H97L98 192V189L101 187L102 185V182L100 181L99 179V176H98V169L100 166H102V174L104 176L106 175H113V178L111 179V181H109V186L110 188L112 189H118L119 187H121L122 185H124V178H123V175L125 173V170L122 166H117L114 162V159L112 157V154H110L109 151H105L108 155V158L110 159L111 161V164L110 165H101V163L99 162V155L101 156V153H99L98 156L96 155H93L91 153H89L88 151H85L83 149V147L81 145H79V142L77 141V137H80V135H78L77 131H76V127L75 126H71ZM76 124V123H75ZM74 124V125H75ZM94 124V123H93ZM149 124V123H148ZM57 125V124H56ZM67 125V124H66ZM112 125V124H111ZM179 125V124H178ZM186 125V124H185ZM199 125V124H198ZM3 126V125H1ZM43 126V125H42ZM47 127L49 125H46ZM45 126V127H46ZM53 127L55 126L54 124L52 125ZM77 126V125H76ZM90 126V124H89ZM119 126V125H118ZM122 126V127H123ZM160 126V125H159ZM201 126V125H200ZM220 126V125H219ZM10 127H14V126H10ZM16 127V126H15ZM34 127L36 128V125H34ZM78 127V126H77ZM7 128V126H6ZM19 128H22V127H19ZM40 127L38 126L36 130V132L38 131H44V132H49L50 130L49 129H39ZM50 128V127H49ZM80 128V127H78ZM82 128V127H81ZM111 128V126H110ZM109 128V129H110ZM126 128V127H124ZM10 129V128H9ZM61 129V128H60ZM120 129V128H119ZM115 129L113 128V134H115V137L119 140V141H123L125 133L123 134L121 131L122 129ZM8 130V129H7ZM6 130V131H7ZM14 129L10 130L11 132H13ZM56 130V129H55ZM65 130V129H64ZM83 130V129H82ZM175 130V129H174ZM192 134L195 133V124H194V121L192 120V123H191V128H190ZM9 131V132H10ZM84 131V130H83ZM203 131V130H202ZM4 132V131H3ZM15 132V130H14ZM19 132V131H17ZM21 132V131H20ZM62 132V131H61ZM66 132V131H65ZM65 132H63L65 134ZM87 133V131H85ZM161 132V131H160ZM200 132V130H199ZM1 133V131H0ZM5 133V132H4ZM22 133V132H21ZM20 133V134H21ZM24 133V132H23ZM22 133V134H23ZM84 133V132H83ZM81 133V134H83ZM91 133V132H90ZM177 133V131H176ZM89 133H87L88 135ZM110 134V133H109ZM181 134V133H180ZM7 135V134H6ZM26 135V137H25ZM59 135V136H58ZM10 136V134H9ZM7 136V139H6V142H5V145H7V143L9 142L8 141V137ZM18 135L14 134V136H11V138L14 140L16 138H19L17 137ZM26 139L23 140L22 144L25 145L26 147V140H28L27 138V134L24 133L23 135ZM63 136V135H62ZM111 136V135H110ZM178 136V135H176ZM15 137V138H14ZM22 137V136H21ZM20 139H24L21 138ZM32 137V136H31ZM100 137L98 139H100ZM145 137V136H144ZM204 137V136H202ZM207 137H208V141H204L203 138L201 139L200 137V134H199V137L196 138L195 140V146L201 148L202 147V143L204 144H207L208 143V146L206 147L207 149L209 150H212V151H215L214 153H212L210 156L212 157L211 159L213 158H216V159H221V157L217 154V152H219L221 149H222V140L220 139V137L218 136V133H217V130L215 129H212L209 130L208 129V133H207ZM64 138V137H62ZM86 138V137H85ZM108 138V137H107ZM110 138H113V137H110ZM177 138V137H176ZM193 138V136H192ZM4 139V138H3ZM79 139V138H78ZM94 139V138H93ZM180 139V138H179ZM12 140V142H13ZM96 140V139H95ZM115 140V139H114ZM127 140V139H126ZM3 141V140H1ZM8 141V142H7ZM11 141V140H10ZM90 141V139L88 140ZM98 141V140H97ZM110 141V140H109ZM116 141V140H115ZM181 141V140H180ZM179 141V142H180ZM204 141V142H203ZM11 142V143H12ZM18 142H21L18 140ZM112 142V141H111ZM128 142V141H127ZM178 141H174L173 143H177ZM3 143V142H1ZM11 143H9L11 145ZM16 143H17V140L16 142H14L15 146H16ZM28 143V142H27ZM30 143V142H29ZM92 143H94L92 141ZM13 144V143H12ZM40 144V143H39ZM84 144V143H83ZM97 144V143H96ZM115 144V143H114ZM121 144V142H120ZM126 144V143H125ZM203 144V145H204ZM1 145V144H0ZM9 145V147H11ZM19 144L17 143V146ZM30 144H28L27 146L29 147ZM89 145V144H88ZM100 145V146H101ZM111 145V144H110ZM127 145V144H126ZM175 145V144H174ZM4 146V144H3ZM13 146V147H15ZM20 146V145H19ZM40 146L42 147L43 145L40 144ZM122 146V145H121ZM178 145H176V148H177ZM32 147V146H30ZM87 147V146H86ZM16 148V147H15ZM103 148V149H104ZM194 148V147H192ZM87 149V148H85ZM103 149H101L103 151ZM106 149V148H105ZM22 150V149H21ZM91 150V149H90ZM119 150V149H118ZM10 151V150H9ZM120 151V150H119ZM222 151V150H221ZM24 152V151H23ZM32 152V151H31ZM97 152V151H95ZM169 152V151H168ZM197 152V151H196ZM199 152V150H198ZM197 152V153H198ZM203 152V150H202ZM4 153V152H3ZM7 153H9L7 151ZM94 153V152H92ZM104 153V154H106ZM11 154V152H10ZM120 154V153H118ZM125 154V152H124ZM167 154V153H166ZM205 154V153H204ZM198 155V154H197ZM200 155V154H199ZM206 155V154H205ZM114 156V155H113ZM123 157V155H122ZM120 157V158H122ZM201 157V156H200ZM199 157V158H200ZM203 157V156H202ZM106 159V158H105ZM116 159H119L118 157H116ZM203 159V158H201ZM210 159V158H209ZM108 160V159H107ZM106 160V161H107ZM102 161V160H101ZM105 161V162H106ZM119 161L121 162V160L119 159ZM118 161V162H119ZM204 161V159H203ZM42 162V161H41ZM108 162V161H107ZM125 162V161H124ZM170 162V160H169ZM122 163V162H121ZM185 163V162H184ZM184 163L180 162L178 164V167L181 169V171H179L178 169H176V166L174 167V173L176 175V178H177V183L175 185L174 188H180L184 185V179H182L181 177L185 176L184 178H189V174L185 171V165ZM44 164V162H43ZM84 164L86 165L84 167ZM127 164V163H126ZM171 165V164H170ZM188 165V164H187ZM116 167L117 169L119 170V173L121 175H118L116 173ZM171 167V166H170ZM193 167V166H191ZM34 168V167H33ZM167 168V167H166ZM193 169V168H191ZM31 170V169H30ZM116 170V171H115ZM171 170V169H170ZM189 170V169H188ZM32 171V170H31ZM130 171V169H129ZM21 172V171H20ZM134 172V171H133ZM192 173V171H190ZM197 172V171H196ZM128 174V173H126ZM194 174V173H193ZM38 175V174H37ZM48 175V177H47ZM39 176V175H38ZM102 176V177H104ZM37 177V176H36ZM125 177V175H124ZM191 178V177H190ZM126 179V178H125ZM187 182V181H186ZM104 183V182H103ZM128 183V182H127ZM200 185V184H199ZM216 188L215 185H213ZM200 187V186H199ZM205 187V186H204ZM203 189V187H201ZM109 189V188H108ZM204 190V189H203ZM217 191V190H216ZM43 194V198L40 199V200H35L34 199V194ZM88 195V194H87ZM96 196V195H95ZM131 197V196H130ZM142 197V196H141ZM85 198V197H84ZM136 198V197H135ZM133 199V198H132ZM137 199V198H136ZM135 199V200H136ZM142 199V198H141ZM73 200V199H72ZM60 201V200H59ZM136 202V201H135ZM0 203V204H1ZM139 203V202H138ZM142 203V201H141ZM52 207L51 211L47 212L46 211V207L47 205H49ZM130 204V203H129ZM143 210H140V211H143L144 212V218H145V221L147 224H149V221H151V217L153 216V213L151 214V217L149 216V212H148V209L151 207H149V204L147 199L145 197H143ZM64 206V205H63ZM68 206V205H67ZM134 206V205H132ZM137 206L139 207L140 205L137 204ZM110 207V206H109ZM121 207V206H120ZM61 208V207H60ZM59 208V209H60ZM65 208V206L63 207ZM67 208V207H66ZM122 208V207H121ZM120 208V209H121ZM169 214H168V226L165 227V229L163 230L162 229H159L161 230L160 232H172V231H175L177 230V228L179 227V219L177 217V213L181 211V209H179L176 205H174L173 203L170 204L169 206ZM107 209V208H106ZM138 209H142V208H138ZM108 210V209H107ZM61 211V209H60ZM67 211V209L65 210ZM124 211V210H123ZM70 212V211H68ZM67 213L66 216H68L69 214ZM121 212V211H120ZM134 212V211H133ZM61 213V212H60ZM123 213V212H122ZM2 212L0 210V216ZM103 214V213H102ZM109 214V213H108ZM29 215L30 218L32 219L31 221V224L27 227H29L28 229L25 227V224H24V220L26 218V216ZM62 215V213H61ZM59 214V216H61ZM93 215V214H92ZM142 215V214H141ZM155 215V214H154ZM10 216V215H9ZM63 216V215H62ZM127 216V215H126ZM130 216V215H129ZM128 216V217H129ZM6 217V216H5ZM75 217V216H73ZM108 217V216H107ZM132 217V216H131ZM139 217V216H138ZM141 217V216H140ZM63 218V217H62ZM60 218V219H62ZM81 218V217H79ZM71 219V218H70ZM73 219V218H72ZM107 219V218H106ZM112 219V218H111ZM110 219V220H111ZM150 219V220H149ZM153 219V218H152ZM109 220V221H110ZM135 220V219H134ZM139 220V219H138ZM67 220H65L66 222ZM71 221V220H70ZM108 221V219H107ZM140 221V220H139ZM144 221V220H143ZM156 221V220H155ZM15 222V221H14ZM27 222V221H26ZM85 222V221H84ZM91 221H89L90 223ZM137 222V221H136ZM16 223V222H15ZM60 223V221L58 222ZM77 223V222H76ZM94 223V222H93ZM123 223V222H122ZM142 223V222H141ZM155 223V222H154ZM111 224V223H110ZM146 224V225H147ZM60 225V224H59ZM57 225V227L59 226ZM116 225V224H115ZM114 225V226H115ZM141 225V224H140ZM145 225V226H146ZM162 225V224H161ZM107 226V225H106ZM156 226V224H155ZM59 227H62L59 226ZM113 227V225H112ZM117 227V226H115ZM120 227V225H119ZM122 227V226H121ZM144 227V226H143ZM64 228V227H63ZM74 228V227H73ZM93 228V227H92ZM118 228V227H117ZM145 228V227H144ZM149 228L152 230V231H155L154 227L151 228V226L149 225ZM148 228V230H149ZM100 229V228H99ZM104 229V228H103ZM122 229V228H121ZM136 229V228H135ZM141 229V228H140ZM62 230V229H60ZM66 230V229H65ZM109 230V229H108ZM107 230V232H108ZM116 230V229H115ZM114 230V231H115ZM118 230V229H117ZM120 230V229H119ZM130 230H133V229H130ZM146 230V228H145ZM144 230V231H145ZM58 231V230H57ZM55 231V232H57ZM68 231V230H67ZM90 231V230H89ZM105 231V230H103ZM138 231V230H137ZM17 232V231H15ZM62 233V231H60ZM65 232V231H64ZM97 232V230H96ZM105 233V235L108 233ZM111 232V230H110ZM109 232V233H110ZM136 232V231H134ZM88 233V232H87ZM103 233H100V234H103ZM121 233H124V232H121ZM140 233V231H139ZM138 233V235H139ZM145 233V232H144ZM58 234V232H57ZM76 234V233H75ZM90 234V233H89ZM92 234V233H91ZM94 234V233H93ZM120 234V233H119ZM60 235V233L58 234V236ZM104 235V234H103ZM102 235V236H103ZM104 235V236H105ZM113 235V234H112ZM124 235V234H123ZM136 235V234H135ZM143 235V234H142ZM142 235H140L142 237ZM41 236V235H40ZM39 236V237H40ZM90 236V235H89ZM118 236V235H117ZM131 236V235H130ZM46 237V239H47ZM62 237V236H61ZM84 237V236H83ZM96 237V236H95ZM94 237V238H95ZM112 237V236H111ZM137 236H135L136 238ZM140 237V238H141ZM105 238V237H104ZM139 238V237H138ZM137 238V239H138ZM40 239V238H39ZM44 239V237L42 238ZM50 238H48L49 240ZM83 239V238H82ZM106 239V238H105ZM104 239L103 243L106 241ZM110 238H108V242H111L109 241ZM126 239V238H125ZM143 240V237L141 238ZM145 239V237H144ZM20 240V239H19ZM73 240V239H72ZM99 240V239H98ZM110 240H113V239H110ZM117 240V239H116ZM129 240V239H128ZM132 240V239H131ZM136 239L130 241V244L135 241ZM140 240V239H138ZM146 240V239H145ZM28 241V240H27ZM53 239L50 241L49 240V245L50 242H52ZM77 241V240H76ZM97 241V240H96ZM141 241V240H140ZM36 242V240L34 241V243ZM74 242V241H73ZM72 242V243H73ZM82 242V240H81ZM86 242V241H85ZM100 242V241H99ZM102 242V241H101ZM142 242V241H141ZM145 242V241H144ZM53 243V242H52ZM68 243V242H67ZM78 243V242H77ZM139 243V241H138ZM48 244V243H47ZM71 244V243H70ZM74 244V243H73ZM82 244V243H81ZM105 244V243H104ZM103 244V245H104ZM111 244V243H110ZM110 244L109 247H110ZM113 244H115L116 246V242H114ZM136 243H134L135 245ZM140 244V243H139ZM22 245V243L20 244ZM28 245V244H27ZM79 245V244H78ZM91 245V244H90ZM102 245V244H101ZM35 246V245H34ZM73 246V245H72ZM54 247V246H53ZM53 247H52V250H53ZM80 247V246H78ZM104 247L103 250L105 249V247L107 246H102ZM128 247V245H127ZM134 247V246H133ZM46 248V246H45ZM65 248V247H64ZM108 248V247H107ZM112 249V247H110ZM115 248V247H114ZM117 248V247H116ZM50 248L48 247V250ZM95 249V248H94ZM118 249V248H117ZM116 249V251H117ZM121 249V248H120ZM51 250V249H50ZM128 250V249H127ZM55 251V250H54ZM67 251V250H66ZM71 251V250H70ZM134 251H136L134 249ZM138 251V250H137ZM52 252V251H51ZM96 252V251H95ZM100 252V251H99ZM114 252V249L112 251V253ZM120 252V250L118 251ZM125 252V251H124ZM39 253V252H38ZM54 253V252H53ZM61 253L63 254L64 251ZM111 253V252H109ZM116 253V252H115ZM123 253V252H122ZM127 253V252H126ZM132 253V252H131ZM45 254V253H44ZM49 254V253H48ZM65 254V253H64ZM91 254V253H90ZM98 254V253H97ZM104 254H108V253H103L101 255H104ZM128 254V253H127ZM126 254V255H127ZM139 253L137 252V254H135L136 257H138ZM149 254H150V257L156 259L158 261V264H192L190 258L187 256V254L185 253H182L181 251H179L175 246H171V245H168V246H163V247H155V246H149ZM67 255V253L65 254ZM64 255V256H65ZM82 255V254H81ZM110 255V254H109ZM114 255V254H113ZM112 255V256H113ZM117 255V254H116ZM114 256V258L112 257L109 258L111 259V264H124L122 258L118 255V256ZM134 255V253H133ZM42 256V255H41ZM57 256V259L60 257ZM56 256L54 258H56ZM46 257V256H45ZM49 257V256H48ZM47 257V258H48ZM82 257V256H81ZM91 257V256H89ZM88 257V258H89ZM105 257V256H104ZM107 257V256H106ZM110 257V256H109ZM140 257V256H139ZM65 258V257H64ZM38 259V258H37ZM49 259V258H48ZM56 259V260H57ZM62 256H61V260H62ZM93 259V258H92ZM107 259V258H106ZM109 259H107L109 261ZM128 260V258H125ZM141 259V258H140ZM44 260V258L42 259L40 257V261ZM52 262L54 261L53 259H51ZM59 260V259H58ZM57 260V261H58ZM61 260H59V262H62ZM66 260V259H65ZM90 260V259H89ZM56 261V262H57ZM64 261V260H63ZM79 261V260H78ZM107 261V262H108ZM138 261V259H137ZM75 262V261H74ZM106 262V260H105ZM106 262V264H107ZM132 262V261H130ZM128 262L129 264H133V263H130ZM140 263V261H138ZM46 263V262H45ZM76 263V262H75ZM81 263V262H80ZM90 263V262H89ZM102 263V262H100ZM127 263V264H128ZM37 264V263H36ZM42 264V263H41ZM55 264V262L53 263ZM58 264V263H57ZM60 264V263H59ZM66 264H67V261H66ZM71 264H73V261L71 262ZM104 264V262H103ZM135 264V263H134ZM138 264V263H137Z\"/></svg>",
    "mask_w": 264,
    "mask_h": 264
},
{
    "label": "clouds",
    "instance_id": "obj_3",
    "mask_svg": "<svg viewBox=\"0 0 264 264\" xmlns=\"http://www.w3.org/2000/svg\"><path fill=\"white\" fill-rule=\"evenodd\" d=\"M201 8L200 0H188ZM222 9V0H213ZM179 9L156 10L140 23L156 34L159 52L142 50L141 66L164 86L188 97L193 104L237 103L250 91L249 74L234 59L239 45L229 26L187 30ZM208 180L197 176L165 193L176 205L179 227L172 232L149 230L146 242L175 246L192 264H264V169L227 158L211 159L204 167ZM197 182L214 184L217 194L197 189ZM227 203H221V201Z\"/></svg>",
    "mask_w": 264,
    "mask_h": 264
}]
</instances>
